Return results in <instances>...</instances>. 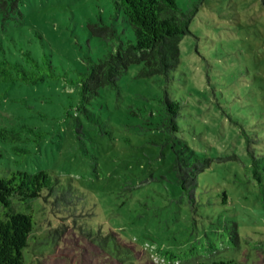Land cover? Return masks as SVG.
Segmentation results:
<instances>
[{
  "label": "rangeland",
  "instance_id": "1",
  "mask_svg": "<svg viewBox=\"0 0 264 264\" xmlns=\"http://www.w3.org/2000/svg\"><path fill=\"white\" fill-rule=\"evenodd\" d=\"M176 1L196 10L179 66L144 77L132 64L85 103L80 71L109 51L88 22L135 41L115 0H21L23 15L0 16V52L47 55L57 72L38 83L0 81V127L21 137L0 141L1 164L71 177L84 194L75 209L40 199L28 264H123L86 228L117 231L137 264H170L168 250L183 263L264 264V168L255 175L264 162V0ZM167 95L181 103L177 132L163 126ZM175 143L211 159L195 203L177 180Z\"/></svg>",
  "mask_w": 264,
  "mask_h": 264
},
{
  "label": "trees",
  "instance_id": "2",
  "mask_svg": "<svg viewBox=\"0 0 264 264\" xmlns=\"http://www.w3.org/2000/svg\"><path fill=\"white\" fill-rule=\"evenodd\" d=\"M21 0H0V16L9 20L23 15ZM125 21L131 25L135 41L123 40L118 29L105 22H88V31L103 38L109 51L98 60L91 59L80 71L83 102H89L106 86L118 83L132 64H142L139 76L164 75L168 77L181 62L180 43L190 32L196 10H184L176 0H115ZM3 48V46L1 45ZM57 76L49 56L36 57L31 50L24 51L23 59H12L5 49L0 52V81L38 83ZM167 116L163 126L173 132L180 129L178 115L181 103L165 98ZM14 128L0 127V141L21 140ZM20 150H24L20 148ZM174 170L183 193L195 203L200 173L211 165V159L199 155L188 145L174 144ZM1 155V154H0ZM0 160V264H28V252L37 227L40 199L57 208H77L84 194L72 178L62 179L48 169L36 172L11 168ZM260 168V169H259ZM264 162L256 165L255 175L261 179ZM90 240L123 264H137L135 247L123 241L117 231L86 228ZM53 238V237H52ZM46 239L43 243H51ZM50 241V242H49ZM165 255L170 264H246L233 257H207L197 263H183L173 251ZM253 264V263H248Z\"/></svg>",
  "mask_w": 264,
  "mask_h": 264
}]
</instances>
